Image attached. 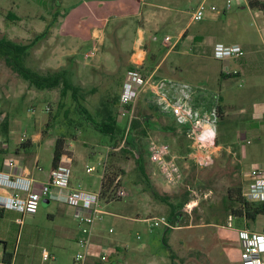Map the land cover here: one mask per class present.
<instances>
[{"label": "rangeland", "instance_id": "1", "mask_svg": "<svg viewBox=\"0 0 264 264\" xmlns=\"http://www.w3.org/2000/svg\"><path fill=\"white\" fill-rule=\"evenodd\" d=\"M247 1H234L229 8H225V0H180L175 3L192 5L193 8L200 3L205 5L202 18L191 21L189 33L202 31L210 35V40H220L224 44L237 43L244 50L243 55L227 60L215 58L210 51L197 53L195 57L184 56L180 58L179 70L154 72L156 77L180 79L192 85H202L207 92L216 91L221 94L223 114L218 133L227 140L226 150L220 148L208 165H195L190 156L183 155L188 139L180 134L179 125H175L157 109L148 107L151 101L147 102V96L142 94L135 105L134 114L141 120L144 118L143 126L147 124V130L146 134H137L138 141L143 147H147L150 138L168 143L182 167L183 179L177 185L168 184L158 173H153L155 167L146 157L147 179L162 196V200L157 199L148 190L144 177L136 170L134 155L128 152L113 154L111 161L116 165L120 186L126 194L119 200L99 201V208L103 213L100 218H96L94 228L104 238L121 236L129 245L149 242L162 253V257L170 260L168 264H175L171 261L176 260L181 253L187 258L191 254L198 255L202 263L223 257L232 260L238 256L239 253L236 254L234 250L240 252V246L237 243L238 249L233 248L235 242L232 230L229 229L231 234L223 231L226 227H235V221L238 220L226 217L221 200L231 181H242V164L237 153L239 148L235 150L237 143L242 145L251 137L252 144H246L245 148L256 146L258 142L252 137V133L258 127L256 128L254 120L260 119L259 122L264 124V112L257 117L258 106L255 105L264 103V14L250 8ZM58 2L55 4V0H47L42 5L36 0H0V36L29 45L24 62L30 68L40 73L65 70V74L74 83L81 85L80 93L83 98L78 99L93 120H101L108 111L116 118L119 94L117 86L123 82L119 75L122 60L118 65V58L112 59L118 72L114 79L115 75L108 73L106 64H103L106 63L105 60L94 66L87 55L89 53L93 57L95 50L93 45H88L80 52V58L87 60V71L80 72L75 67V72L67 74L70 72L69 60L72 57L65 58L63 53L53 52L52 42L48 41L52 26L46 28L47 24L58 19L63 9L67 10L69 7ZM210 5H214L216 10L209 9ZM9 11L15 13L18 19L11 20L7 16ZM188 19L189 15L184 14V21ZM166 32L172 35L174 41L177 29L167 26ZM159 38H162V31ZM182 45L191 53L189 41H183ZM223 64L226 73L236 75L221 79L219 68ZM207 92L195 96L201 105L209 99ZM3 121L8 126L7 136L2 137L3 142L0 143V147H5L4 157L9 158L15 154L21 137L24 140L33 138L34 143L31 141V147L26 152L22 151V156L30 166L34 164L35 158V165H38L42 177L47 179L51 169L53 141L57 136L63 135L66 138L65 153L71 158L69 184L90 193L99 192L102 163L109 162V156L106 159L107 152L115 139L111 141L109 136L96 130L91 120L86 119V114L77 108V102L72 100L69 93L61 96L59 87L36 89L0 59V128ZM116 121L121 130L116 140L119 139L121 144L126 132V122L125 119L117 118ZM119 145L117 149L122 147ZM227 154L231 157L228 158ZM87 166L94 169L87 172ZM185 189H190L189 199L182 209V217L172 225L169 221L168 203H175V199ZM36 211L34 215L18 214L17 217L22 219L21 223L7 211L0 216V225H7L5 232H1L4 228L0 226V234L7 242V250L12 253V263L77 264L73 257L83 250L72 239L73 232L80 229L72 211L60 208L52 200L48 204L39 202ZM134 212H139V217H135ZM48 213L53 214L52 217H48ZM160 215L166 217L167 223L151 226L149 218ZM109 227L113 229L112 232L108 231ZM80 233L82 236L83 233ZM223 242L231 244V248L221 249L220 244ZM178 243L186 244L187 249L180 250ZM2 245L0 241V254ZM42 249L53 255L54 259L42 261Z\"/></svg>", "mask_w": 264, "mask_h": 264}, {"label": "crops", "instance_id": "2", "mask_svg": "<svg viewBox=\"0 0 264 264\" xmlns=\"http://www.w3.org/2000/svg\"><path fill=\"white\" fill-rule=\"evenodd\" d=\"M57 2L60 5H69V7L67 10L63 9L61 15L53 23L48 41L52 42L54 53L57 52L59 54V52H61L64 54V57H72L69 60L71 66L70 72H67V74L75 72V67H77L80 72L85 70V73L87 71L85 68V62L87 60H82L80 58V52H82V48L88 45H93L92 48L95 50V55L93 57H91V55L89 56L88 52H85L88 53V58L94 62V66H98L99 63H102V60H105L106 63L103 62V64H106L108 73H113L115 75L113 77L114 79L117 78L118 72L116 64L112 62V59L118 58V65L122 60V70L119 72V75L122 76V80H124L126 71L130 66L143 68L148 73L153 74L156 71L169 72L173 69L179 70L181 64L180 58L184 56L195 57L197 53L202 54L206 51L212 52L215 43H223L220 40H210V35L202 31H197L192 34L189 33L188 27L192 21L191 14L196 8H193L192 5H175V3L180 2V0H55V4ZM184 14L189 15L188 21H184ZM167 26H173L177 29V36L174 41H172V35L166 32ZM160 31H162V38H159ZM165 36H169L170 39L165 40ZM183 41L190 42L191 53H189L187 47L182 45ZM54 53L53 55H55ZM148 56L152 57L154 60L147 61L146 57ZM79 59L81 61H79ZM224 64L223 66L221 65L219 71L223 70V72H225ZM83 83L84 82H81V84ZM122 83L123 82L118 84L117 93H119ZM79 86L81 87V85ZM263 104L264 103L255 104L258 106L256 107L257 117L264 112ZM259 121L260 119L254 120L256 128L258 127V129H255L252 133V137L258 142L256 146L245 148L246 144H250L253 141V138L251 139L250 137L248 139L250 142H246L242 145L237 143L238 147H235V150L239 148L237 153L239 161L242 164L240 171L241 177L242 172L249 168L250 165L259 164L264 169V124ZM31 141L34 143L33 138H31ZM22 151L25 152L21 149L12 156V158L18 161L19 165L12 169L11 172L13 175L29 177L31 179L32 189L38 191L47 184L49 175L47 179L42 177L38 165H35V158L32 166L26 163L22 156ZM6 159L5 157V160ZM0 169L7 171L5 166ZM69 187L74 188L71 184H69ZM52 191L53 195L51 197L42 198L40 202L43 204H48L50 200L57 202L60 208H67L69 211H72L75 217L77 209L65 203L62 196L64 190L53 188ZM11 192L12 189L10 188L0 187V193ZM44 199L46 202H43ZM5 211H7L9 215H13L15 217L14 219L18 218V212L4 210L3 213ZM35 213H33V215ZM134 214L135 217H139V212H134ZM52 215L51 213L47 214L48 217H52ZM235 222V227L228 229L226 227L223 229L224 233L227 234L230 232L229 229L232 230V237L235 242L233 248H237L236 244H239L238 229L247 228L251 231H260L264 225V215L258 216L256 220L252 222H247L244 219H239ZM0 226L4 228L1 232H5L7 225L2 223ZM79 230L80 229L77 228L76 233L73 232L72 235V239L75 243H77L78 238L83 236H81V233L79 234ZM0 241H6L1 234ZM107 242H110V244ZM178 245L180 246V250L187 249L184 243H178ZM230 245L231 244L223 242L220 244V248L228 250L231 248ZM104 249L107 251V255L105 258H102L101 253ZM190 249L193 250V248ZM2 251L0 254V264H5L2 263L1 260ZM234 251L236 254L239 253L236 250ZM238 256L232 260L223 257L206 260L205 263H202L198 255L191 254V256L187 258L183 257L181 253V255L177 257L176 260L171 261V263L242 264L241 259H239L240 256L239 258ZM262 259V264H264V256ZM41 260L43 261L42 257ZM169 261L170 260L165 259V257H162V253L153 248L149 242L129 245L121 236L111 239L104 238L100 235L99 231L93 227L83 264H168ZM8 264H13L12 259Z\"/></svg>", "mask_w": 264, "mask_h": 264}, {"label": "built area", "instance_id": "3", "mask_svg": "<svg viewBox=\"0 0 264 264\" xmlns=\"http://www.w3.org/2000/svg\"><path fill=\"white\" fill-rule=\"evenodd\" d=\"M239 0H225V8ZM205 5L200 3L191 14L192 20H200ZM209 9L216 10L214 5ZM165 36V40H169ZM212 54L219 60L237 58L244 54L243 48L237 43L224 44L217 42L213 45ZM88 56V55H87ZM202 85H192L187 81L174 79L167 76H155L143 68L134 67L126 71L123 83L118 94L117 120L125 119L126 132L119 146H123L125 138L131 129V122L135 116V105L142 94L147 96L153 106L161 113L170 116L175 124L185 127V135L189 139L190 151L188 156L195 164L204 166L212 162L213 156L219 151L221 145L216 141L218 134L219 111L218 93H209L206 103L197 102L195 96L206 93ZM24 137H21V141ZM3 138L0 137V143ZM250 142L247 140V143ZM118 148V147H117ZM117 148H110L114 150ZM108 150V151H109ZM148 160L155 167L153 173L160 175L168 184L177 185L183 179V172L177 157L172 153L168 143L150 138L147 143ZM71 158L63 154L60 163L50 169L49 180L46 185L38 191L32 189L31 179L19 175H13L12 169L19 165L12 157L5 160L4 166L7 169H0V187L12 189L11 193H0V208L13 210L21 216L30 215L36 212L42 198H49L53 195V188L64 190L63 200L65 203L75 207V217L84 236L77 239V243L83 248L74 256L77 264H83L86 249L90 242V234L94 227L96 218H100L103 211L99 208V192L90 193L82 189L70 188V166ZM3 166V167H4ZM94 168L87 166L86 171ZM105 169V162L102 163V174ZM119 178L117 177L116 181ZM242 193L252 201H264V169L259 164L250 165L242 172ZM126 191L118 186L116 196L122 198ZM228 219H232L230 216ZM21 223V217L16 219ZM151 226L166 224L165 216H152L149 218ZM109 232L112 228L108 229ZM239 256L242 264H262L264 256V225L260 231H251L247 228L238 229ZM139 238V235H137ZM107 251L104 249L101 257L105 258ZM43 260L54 259L47 250L42 249Z\"/></svg>", "mask_w": 264, "mask_h": 264}, {"label": "trees", "instance_id": "4", "mask_svg": "<svg viewBox=\"0 0 264 264\" xmlns=\"http://www.w3.org/2000/svg\"><path fill=\"white\" fill-rule=\"evenodd\" d=\"M47 0H36L37 3L45 4ZM247 4L250 8L261 11L264 14V0H248ZM56 6V5H55ZM58 11H56L57 13ZM7 16L13 20L18 19L17 15L12 12H8ZM54 23V20L47 24L46 28L51 27ZM47 28V29H48ZM28 44L16 42L7 36H0V59H3L5 63L12 68L23 80H25L30 86L35 87L36 89H53L60 88V95L64 96L67 93L70 94L72 100L77 102V108L80 112L86 114V119L91 120L92 126L98 130L100 133L109 136L110 140L115 141L112 143V148H117L120 144V140H116V136L121 132L120 127L117 124L115 116L108 111L107 114H104L103 118L99 121L93 120V117L88 113L87 109L80 103L79 99H82L81 95V87L79 85L74 84L69 77L65 74V70H57L48 73H40L29 66H27L24 62V56L28 51ZM147 61H153L152 57H146ZM134 68V66H130L128 69ZM149 70V68H148ZM236 75V73H226L223 70L219 71V76L221 79L230 78ZM218 105L217 109L219 111L220 117L218 121V125H221V118L223 114V97L218 92ZM149 102L148 99H146ZM148 107L152 109H156L153 104L148 103ZM163 116L171 119L175 124L174 120L162 113ZM144 118L142 120L138 117H134L131 122V129L128 132L124 146L119 149L109 150L107 152L106 159L109 156V162L105 163V169L101 176L100 186H99V199L105 202L111 200H119L116 196V190L120 185L119 179L116 181L119 176L118 171L116 169V165H113L112 155L115 153H132L135 157L136 162V170L144 177L147 182V188L150 193L156 197L157 199L162 200V196L154 189V187L149 183L146 175V157H148L147 147H143L140 145L138 141L137 134H146L147 124L143 126ZM177 125V124H175ZM182 137H186L185 135V127L183 125H179ZM218 128V127H217ZM175 130V128H171ZM8 131L7 122L3 121L1 123L0 128V136L6 137ZM188 139V138H187ZM219 144H222L223 151L226 150L227 140L221 137V134H217V140ZM65 143L66 138L63 135L57 136L53 141L52 145V157H51V168L55 167L61 161V157L65 153ZM32 143L30 139H25L20 142V144L15 148V153H18L20 149H23L25 152L29 150ZM189 139L187 148L183 151V155L187 156L189 154ZM182 152V151H181ZM5 147H0V168L3 167V162H5ZM227 157L230 158L231 155L227 154ZM105 159V161H106ZM195 164V162H193ZM196 165V164H195ZM243 183L240 180H233L226 187L224 195L221 200L222 208L225 212L226 217L230 216L232 219H244L247 222L255 221L256 218L260 215H264V201H252L248 200L242 193ZM190 189H185L180 196L175 199V203L170 202L169 204V221L171 224H175L183 215V207L189 199ZM165 200V199H164ZM7 209L0 208V216L3 214V211ZM166 227L165 230H167ZM164 244H166L165 239L163 237ZM3 243V251H2V263L8 264L11 262L12 253L7 250V242L1 241Z\"/></svg>", "mask_w": 264, "mask_h": 264}, {"label": "water", "instance_id": "5", "mask_svg": "<svg viewBox=\"0 0 264 264\" xmlns=\"http://www.w3.org/2000/svg\"><path fill=\"white\" fill-rule=\"evenodd\" d=\"M43 202H46V200L44 199V201Z\"/></svg>", "mask_w": 264, "mask_h": 264}]
</instances>
